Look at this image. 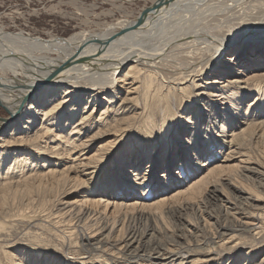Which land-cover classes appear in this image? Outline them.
Returning a JSON list of instances; mask_svg holds the SVG:
<instances>
[{
    "label": "rangeland",
    "instance_id": "1",
    "mask_svg": "<svg viewBox=\"0 0 264 264\" xmlns=\"http://www.w3.org/2000/svg\"><path fill=\"white\" fill-rule=\"evenodd\" d=\"M247 2L224 15L231 25L215 35L218 41L212 40V47L226 39L253 36L252 30L264 25V5ZM150 5L151 0H0V35L35 44L41 43L38 39L67 40L83 32L116 31L115 27L120 31V22L134 19ZM211 15L200 20V28L225 19ZM257 40L248 46L237 43L225 56L226 67L211 68L195 85L159 75L151 81L144 73L126 76L125 71L116 92L98 99L85 95L74 104V95L57 90V96L51 95L56 97L53 104L39 108L59 105L56 121L62 119L67 127L48 123L53 134L35 143L34 133L45 132L42 115L29 134L10 136L14 115L0 105V155L7 159L0 169V264H154L148 259L168 249L187 251L194 264H264V95L254 93L264 86V42ZM165 52L166 60L175 57V52ZM204 56L207 53L185 59L182 67ZM245 72L258 78L247 83V89L239 80L249 95L241 102L233 96L236 115L224 105L222 90H230L229 83ZM72 109L76 111L70 117ZM248 109L252 117L247 120L258 125L247 131L240 146L234 152L222 142L210 148L206 134L222 141L244 121ZM228 117L233 119L227 122ZM83 118L90 120L79 127V137L77 133L72 140L66 138L68 142L60 140ZM193 136L197 138L191 146ZM78 138L83 146L65 153L63 149H70ZM195 150L203 157L193 167ZM227 154L232 159L224 162ZM24 155L31 157L29 167L19 178L16 171L9 175L11 182L4 181L8 169ZM38 157L41 161L34 163L41 166L32 171V159ZM207 164L211 176L187 191L183 176H193L188 180L197 183L206 175ZM43 166L47 169L40 170ZM221 227L226 230L223 237ZM131 235L135 246L141 243L136 257L145 256L138 263L118 255L125 247L122 241Z\"/></svg>",
    "mask_w": 264,
    "mask_h": 264
},
{
    "label": "bare ground",
    "instance_id": "2",
    "mask_svg": "<svg viewBox=\"0 0 264 264\" xmlns=\"http://www.w3.org/2000/svg\"><path fill=\"white\" fill-rule=\"evenodd\" d=\"M151 1V7L146 8L145 10L143 9L139 13V16H136L134 19L129 21L124 20L120 22L119 28H122L120 31L117 30V27L114 25L116 31L111 30L107 33H102L103 31H100L95 32L96 34H83V32L82 34L75 35L73 38L67 40H59L54 37L49 40L38 39L41 43L35 42V44L24 39H15L7 34H1L0 105L10 108L14 115V119L12 120L13 124L9 122L10 124L7 123L4 126L8 127L12 124L15 127L14 132L10 136L18 135L19 131H22L21 133H28L31 131V129L34 128V124H37L38 115H42L43 117V124H41V128L42 130L44 129L45 132L42 134L40 133L41 131H36L33 137H36L37 139H32L33 143L40 139H44L46 137L48 138L51 133L53 134L48 123L53 126L59 125L62 129H65V127H67V123H63V121H61L62 119L56 121L57 119L55 118L57 113L56 110L59 109V105L52 106L43 111L39 108L40 105L46 106L48 103L53 104L56 97H51V95L53 94L57 96V94H59L57 93V90H62L65 95H74L76 98L74 100V104L79 102L85 95H89L93 100L98 99L100 94L105 95L108 92H116V88L114 87H116L117 83H119V81L123 78L120 77V75H123L125 71L126 76L129 74L131 75L132 73H144L146 78L151 81L159 75L163 77V79L166 78L169 81L172 79L173 82L180 81V83L183 84L191 82V85H195L196 82L200 81V75L212 70L211 68L217 69L219 67H226L225 65L227 62L225 61V56H230V51L235 50L234 46L237 43L244 44L243 46H248L257 39L262 40L257 41L262 43L264 42V25H260L261 27H257L252 30L253 33H255L253 36L230 38L225 41H220L221 44H216L214 47L211 46L212 40L218 41V37L215 35L222 33V27L226 26L228 28L231 25V23H228L230 18H227L224 15L231 12L234 7L243 5L247 0ZM252 1L255 4L264 5V0H248L247 3ZM206 13L208 14L207 17L212 16L211 14H222L225 19H220L221 23L218 21L216 22L218 23L216 25L213 22L212 23L214 25L212 24V26H207L208 24H205L209 28L205 27L202 23L205 28H200V20L205 18L207 15ZM207 21L208 20L204 21V23ZM259 23L261 24V22ZM167 49H169L172 53L175 52V57L171 58L172 54L170 56L171 59L166 60V57H163V52ZM184 49H186L185 52H180ZM204 53H207V58L204 56L202 61L195 62L186 68L187 70L185 69L186 64L183 63L185 59L198 57V55L202 56ZM222 53H224L223 56L221 55ZM182 65L185 67H182ZM171 70L176 71L171 72ZM183 70L184 73H182ZM178 73L180 74L178 75ZM115 76L117 78L113 79ZM241 76H239L235 81L229 83L230 90L225 88L222 90V95L225 101L224 105L227 104L230 106L228 110L232 113L235 110L238 111V108L235 107L237 106V103L235 101L232 102L234 98L233 96L235 95V99L241 102V99H243L244 96L249 95V93L245 94L244 90L248 88L247 83H251L254 79L258 78L256 75L250 77L249 73L246 72L245 74H241ZM240 79L245 82L244 89L241 88V83L239 82ZM97 85L100 88L96 87L98 88L97 90L91 89ZM224 87H226V85H224ZM236 88L239 91L237 90L238 93L234 94L233 91ZM254 93H256V95H264V86ZM211 97L215 98L217 95ZM111 100H114V97L111 98ZM88 103L90 102L88 101ZM121 108V105L118 106V108H115V114H117ZM75 111V109L70 110L69 116H73ZM250 111L251 109H248L247 113L242 116L244 121L242 123H237V128H234L228 136L227 132L225 133L227 127L225 124L222 125V132L225 133L222 141L219 140L220 138L218 136H210L208 133L206 134L205 142H209V147L212 149L215 146L221 145L220 143L222 142V145L225 147L228 146L229 152L233 149L236 150L240 146L238 143L244 139L247 131L252 126L258 125L249 123L247 120L252 117ZM234 114L237 115L238 113L234 112ZM257 118H254V120ZM231 119L233 118L228 117L226 121L228 122ZM88 120L90 119L83 118L75 125L76 127H74V130L71 131L69 137L63 136L60 140L63 141V139L66 140V138L72 140L73 135L77 133L79 137L81 133L79 127L81 125H85ZM17 121H23L22 125H19ZM196 138L197 136H193V139L190 140L191 146L195 145L194 141ZM77 140L78 141L71 143L70 149H63L64 152L68 153L75 149L79 150L80 146H83L82 144H84V142L79 138ZM54 150L55 149H53V151ZM228 154L224 157V162H228L232 159V156H229ZM57 155L60 156L62 153H57ZM200 156L201 154L197 151L195 154L196 159H194L196 163H194L193 167L199 164V160L203 157ZM4 157L5 155H0V169L7 161ZM211 157H214L213 153H211ZM28 158L31 159L29 155H24L21 158V163L15 161L12 165L13 169H8L7 177L4 181H8L10 179L9 175L15 173L16 171L19 172L16 178H19V176L25 172L24 170L29 167L30 159ZM36 160L40 162L41 158L38 157L32 159L33 165L30 167L32 171L41 166L38 162L34 163ZM45 166L41 167L40 170L47 169ZM55 166L58 165L56 164ZM206 166L208 167L206 175L203 176L197 183H192V180H188L190 177L189 175L186 177H184L185 175H181L183 176L182 180L187 183V191H192L197 185L211 176L209 164ZM55 171L56 170L52 169L48 172L54 173ZM194 171L196 172L197 169H194ZM31 176L32 175L30 174L28 179L31 178ZM143 176L144 175H142V179H144ZM151 185H153V183H151ZM144 197H147V195L144 194ZM221 200L223 199L221 198ZM114 205L118 207L117 203ZM221 231H223V235L220 236H225L226 230L222 228ZM105 242L106 241H104V243ZM135 243L136 239L132 235L129 236L127 240L122 241V244H124L125 247H123V251L120 250L118 255L121 254L123 258L125 257V259H123L124 261H134L135 263H138V261L144 260L145 256L141 254L140 257H136L139 254L138 251H140L141 243L137 244V246H135ZM148 249L150 252V248ZM169 250L170 249H168V253L155 252L156 254L148 259L149 262L153 261L154 264H185L192 260V257L186 256L187 251L184 253V251L176 252V250ZM206 251L201 252H204L205 254ZM152 252L154 253V250ZM190 252L191 251H189V254ZM148 256L150 257V255ZM190 262L191 264H194L193 260Z\"/></svg>",
    "mask_w": 264,
    "mask_h": 264
},
{
    "label": "snow or ice",
    "instance_id": "3",
    "mask_svg": "<svg viewBox=\"0 0 264 264\" xmlns=\"http://www.w3.org/2000/svg\"><path fill=\"white\" fill-rule=\"evenodd\" d=\"M222 56L224 55V53L221 54Z\"/></svg>",
    "mask_w": 264,
    "mask_h": 264
}]
</instances>
